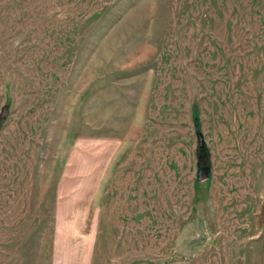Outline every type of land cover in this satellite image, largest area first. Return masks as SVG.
<instances>
[{"label": "rangeland", "instance_id": "1", "mask_svg": "<svg viewBox=\"0 0 264 264\" xmlns=\"http://www.w3.org/2000/svg\"><path fill=\"white\" fill-rule=\"evenodd\" d=\"M263 192L264 0H0V264H260Z\"/></svg>", "mask_w": 264, "mask_h": 264}, {"label": "crops", "instance_id": "2", "mask_svg": "<svg viewBox=\"0 0 264 264\" xmlns=\"http://www.w3.org/2000/svg\"><path fill=\"white\" fill-rule=\"evenodd\" d=\"M253 221L256 235L253 238L260 242V264H264V192L255 207Z\"/></svg>", "mask_w": 264, "mask_h": 264}, {"label": "trees", "instance_id": "3", "mask_svg": "<svg viewBox=\"0 0 264 264\" xmlns=\"http://www.w3.org/2000/svg\"><path fill=\"white\" fill-rule=\"evenodd\" d=\"M197 123H196V125H197V130H198V132H201L200 131V126H201V124H200V121H198V118H197V121H196ZM200 146H201V152L203 153V151H205V146H204V143H201L200 144ZM203 155V154H202ZM202 155L200 156L199 155V161H202ZM200 157H201V159H200ZM203 162H205L204 160H203Z\"/></svg>", "mask_w": 264, "mask_h": 264}, {"label": "water", "instance_id": "4", "mask_svg": "<svg viewBox=\"0 0 264 264\" xmlns=\"http://www.w3.org/2000/svg\"><path fill=\"white\" fill-rule=\"evenodd\" d=\"M199 138H200V142L203 143L204 142V137H203L201 132H199ZM208 170H209V168L202 169V170H200V174H202L203 172L208 171Z\"/></svg>", "mask_w": 264, "mask_h": 264}]
</instances>
